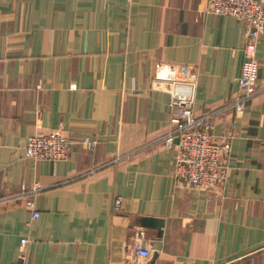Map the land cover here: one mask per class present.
Listing matches in <instances>:
<instances>
[{
  "label": "crops",
  "instance_id": "obj_1",
  "mask_svg": "<svg viewBox=\"0 0 264 264\" xmlns=\"http://www.w3.org/2000/svg\"><path fill=\"white\" fill-rule=\"evenodd\" d=\"M207 0H0V264H264V93L236 95L245 26ZM264 88V35L259 42ZM180 68L193 112L231 143L228 180L177 184L171 129ZM62 130L59 162L26 157L29 137ZM84 139L95 142L90 150ZM117 198L121 210L114 209ZM34 202L41 217L31 222ZM142 218L150 260H135Z\"/></svg>",
  "mask_w": 264,
  "mask_h": 264
},
{
  "label": "built area",
  "instance_id": "obj_2",
  "mask_svg": "<svg viewBox=\"0 0 264 264\" xmlns=\"http://www.w3.org/2000/svg\"><path fill=\"white\" fill-rule=\"evenodd\" d=\"M206 13L218 17L235 18L245 26L243 47L244 62L238 78L236 95L224 109H233L236 114H243L248 104L264 93L259 86L260 64L257 50L264 35V0H207ZM170 84L185 88L184 93H174L171 100V129L163 139L165 146L175 151L174 178L179 185L192 187L202 192H211L228 180V160L231 143L216 141L213 135L212 120L220 111L204 116L193 112V92L195 78H183L180 68L169 81ZM88 149L95 147V142L84 139ZM71 140L62 130L47 134H37L28 138L25 145L26 157L50 162L63 161L68 157ZM32 213L31 222L41 217L35 203H29ZM122 200L114 202L115 211L121 210ZM135 244L132 248L135 260H150L153 251L149 248V238L144 228L134 231ZM28 239L21 240L18 264H28Z\"/></svg>",
  "mask_w": 264,
  "mask_h": 264
},
{
  "label": "water",
  "instance_id": "obj_3",
  "mask_svg": "<svg viewBox=\"0 0 264 264\" xmlns=\"http://www.w3.org/2000/svg\"><path fill=\"white\" fill-rule=\"evenodd\" d=\"M261 75V73H260ZM140 225L142 228L145 229H149V228H154V229H158L159 233L158 235H162V231L161 228L158 227L157 225V220L153 219V218H142L140 220Z\"/></svg>",
  "mask_w": 264,
  "mask_h": 264
}]
</instances>
